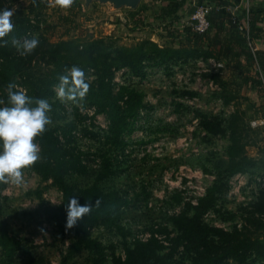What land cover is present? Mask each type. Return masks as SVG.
Masks as SVG:
<instances>
[{"label": "rangeland", "instance_id": "obj_1", "mask_svg": "<svg viewBox=\"0 0 264 264\" xmlns=\"http://www.w3.org/2000/svg\"><path fill=\"white\" fill-rule=\"evenodd\" d=\"M28 1L0 0V10L24 8ZM154 1L139 0L132 11L95 4L74 19L68 38H109L114 45L126 47L149 39L162 46L163 38L158 36L163 33L158 30L154 10L171 0ZM188 10L184 8L183 22L191 13ZM57 14V8L42 11L35 18L38 28L54 23ZM181 25L184 27L185 23ZM66 27L46 31L48 40L54 42ZM12 47L15 50L13 43ZM207 60L182 59L183 63L169 68L146 61L142 78L131 75L127 69L114 72V92L123 85L143 95L142 108L130 131L120 136V145L112 143L107 119L95 113L87 95L76 102L61 101L52 89L48 113L51 123L47 127L55 131L57 145L67 154L65 159L71 165L64 182L77 188L95 183L101 191L114 192L126 202L120 210L87 223L90 238L101 244L106 260L98 261L89 251L79 248L64 264H111V258L122 257L124 247L132 240L149 239L161 246L156 264H190L180 248L171 250L169 239L174 238L175 231L169 218L183 212L187 204L194 205L211 185L215 174L224 167L227 145L226 133H208L201 127V119L210 128L213 122H220L223 128L236 116L245 155L260 160L264 149V130L252 132L246 127V121L255 117L250 93L241 86L233 93L232 88L221 89L224 82H229L224 78L228 68L221 62V75L219 71L207 72ZM175 73L182 76L179 82ZM86 78L89 83L94 79L90 72ZM209 80L212 87H208ZM227 97L231 100L222 105ZM262 160L254 169L226 181L227 191L202 216L204 224L226 231L244 227L254 232L247 219L260 192L264 193L253 181L264 176ZM24 178L23 187L0 184V220L20 240L16 255L10 260L0 256V264H61L73 244L72 233L43 213L44 208L60 202L61 194L55 185L42 181L30 168L24 170ZM254 216H259L264 225L263 215ZM256 233L264 236V228Z\"/></svg>", "mask_w": 264, "mask_h": 264}, {"label": "trees", "instance_id": "obj_2", "mask_svg": "<svg viewBox=\"0 0 264 264\" xmlns=\"http://www.w3.org/2000/svg\"><path fill=\"white\" fill-rule=\"evenodd\" d=\"M197 1L212 5L207 15L209 26L204 33L197 34L190 30L180 31L174 28L173 26H178L183 13L182 4L171 0L154 10L160 25L158 30L163 33V36H158L163 38V45L142 39L126 47L114 45L109 38L96 39L89 35L83 41L68 38L71 23L84 11L81 0H75L74 5L65 11L57 9L55 22L42 28H38L35 18L48 8L47 2L29 0L25 7L17 9L12 17L14 29L4 38L7 44L2 45L0 42V100L4 101L0 107L7 106V85L10 82H15L28 96L46 99L50 104L52 89L59 83L58 77L72 66H78L85 74L90 72L94 77L89 83L87 99L96 108L95 113L103 114L107 119L112 143L120 145V136L130 131L133 119L142 108L143 95L123 85L118 86L114 92L111 87L114 72L127 69L131 75L142 78L143 63L146 61L153 62L156 67L165 65L169 68L183 63L182 59L201 58L205 61L213 58L223 62L232 74L241 77L240 83L232 80L224 82L221 89L232 88L233 93L237 91L238 86H249L259 98L253 115L257 116L258 113L264 118V49L251 53L248 48V43L262 36L259 24L262 22L263 9H252L248 4L245 9L240 5L241 0ZM230 3L236 6L233 15L228 11ZM94 6L95 4H91L90 8ZM242 24L244 27L238 30V26ZM65 25L67 27L61 30L55 41L50 42L46 31ZM33 37L39 40L38 47L30 56L20 57L13 49L12 41ZM39 66H42V69ZM34 67L35 72H31ZM216 76L218 74L213 78ZM17 79L20 82H17ZM229 100L230 97L225 98L222 105L227 104ZM253 107L254 105L251 106ZM200 125L214 135L226 133L225 163L194 205L187 204L183 212L169 218L175 231L174 238L169 239L171 250L180 248L181 255H184L190 264H264V236L256 233L264 228V225L261 224L259 216H254H264L263 192H260L253 212L249 213L250 218L247 219V223L254 227V232L244 227L226 231L202 222V216L213 207L216 199L227 191L226 181L236 174H244L254 169L257 163L263 162L264 149L260 152V160L245 155V145L240 137L236 116H232L223 128L220 127V122H213L210 128L204 119H201ZM35 142L40 147L41 160L30 169L42 181L48 180L55 185L61 194L60 202L56 206L43 209L44 215L65 226V208L71 196L76 195L81 205L93 204L92 211L79 220L75 227L69 229L73 244L69 246L61 264L79 248L89 251L98 261H105L104 249L97 240L90 238L87 223L120 210L126 202L114 192L101 191L95 183L82 188L65 183L63 178L71 171V165L65 159L67 154L57 145L54 130L46 126V131L37 137ZM97 199L100 201L98 206L94 204ZM19 247L20 240L12 236L5 222L0 220V256L10 260L16 255ZM160 249L161 246L154 240H132L124 247L122 257L111 258V264H156Z\"/></svg>", "mask_w": 264, "mask_h": 264}, {"label": "clouds", "instance_id": "obj_3", "mask_svg": "<svg viewBox=\"0 0 264 264\" xmlns=\"http://www.w3.org/2000/svg\"><path fill=\"white\" fill-rule=\"evenodd\" d=\"M35 2V0H34ZM48 7L65 11L71 8L75 0H46ZM15 8L0 10V42L14 29L12 17ZM13 46L20 57L30 56L39 45L35 37L31 39L13 40ZM59 83L55 91L57 99L76 102L87 95L90 84L83 69L72 66L65 74L58 77ZM0 104H4L0 100ZM51 105L46 99L33 98L20 89L15 82L7 85V106L0 107V184L23 187L24 170L33 167L41 160L40 147L36 138L46 131L51 123L48 113ZM97 199L95 205H99ZM93 204L81 205L76 195L69 198L66 204L65 230L72 229L77 222L92 211ZM41 231H43L41 229Z\"/></svg>", "mask_w": 264, "mask_h": 264}, {"label": "built area", "instance_id": "obj_4", "mask_svg": "<svg viewBox=\"0 0 264 264\" xmlns=\"http://www.w3.org/2000/svg\"><path fill=\"white\" fill-rule=\"evenodd\" d=\"M175 1L183 3V4L187 3L191 7V13L189 14V16L186 18V20L184 22L182 21V23H185L184 27H187L188 30H190L194 33H197V34L204 33L209 26L208 21H207V15L211 10L212 5L210 3H207V2H198L197 0H175ZM247 1L248 0H241V2L244 5L243 7H245V9L247 6ZM154 2L157 3L156 0ZM233 9L236 10V7H234ZM234 10L231 12H234ZM231 14L233 15V13H231ZM181 27H182V25H181ZM243 27H244V24L239 25L238 30H241ZM248 48H249L251 53L254 52V49L251 45V42L248 43ZM199 63H202V62L199 61ZM206 66L208 67V69L205 70L207 72L210 70H212L214 72H218L219 70L223 69V64L220 61H216L213 59H208L206 61ZM174 77L178 82H179V80L182 79V76L178 75L176 73H175ZM186 79H188V78H186ZM208 87H212V82L210 80L208 82ZM247 127L250 130L264 129V118L259 117V118L249 119L247 121ZM253 181L261 190H264V176L257 177ZM141 240H143V239H141Z\"/></svg>", "mask_w": 264, "mask_h": 264}, {"label": "crops", "instance_id": "obj_5", "mask_svg": "<svg viewBox=\"0 0 264 264\" xmlns=\"http://www.w3.org/2000/svg\"><path fill=\"white\" fill-rule=\"evenodd\" d=\"M182 4V13H183V17H184V8L185 7H187L189 10H190V12H191V7L186 3V4H183V3H181ZM247 4H248V6L250 7V8H252V9H263V12H262V22L259 24V28L261 29V31H262V36H261V38H259V39H256V40H254V41H252L251 42V45H252V47H253V49H254V51H262L263 49H264V0H248V2H247ZM185 5V6H184ZM240 5H241V7L242 6H244L243 5V3L241 2L240 3ZM184 6V7H183ZM234 7H236L234 4H229V6H228V8H230L231 9V11H233L234 9ZM188 10V11H189ZM230 11V13H234L235 12V10H234V12H231ZM179 14H181V13H179ZM182 17V19H181V21L178 23V26L176 25V26H173L174 28H177L178 30H188V28L187 27H181V23H182V21L184 20V18ZM180 28V29H179ZM227 69V68H226ZM222 71L223 70H221V72H220V70H219V74L221 75V73H222ZM224 73H225V71H224ZM226 76H224V78H226V81H234V82H241V77L240 76H238V75H235V74H232V71L228 68L227 70H226V74H225ZM247 93H250V99H252V101L253 102H251V104L252 105H254V108L255 107H257V105L259 104V98H258V95H257V93L255 92V91H253V90H251L250 88H249V86H241ZM260 116H259V114L257 113V116H255V117H253V118H251V119H254V118H259ZM261 130H264V129H261Z\"/></svg>", "mask_w": 264, "mask_h": 264}, {"label": "water", "instance_id": "obj_6", "mask_svg": "<svg viewBox=\"0 0 264 264\" xmlns=\"http://www.w3.org/2000/svg\"><path fill=\"white\" fill-rule=\"evenodd\" d=\"M83 9H88L91 4L107 6L112 10H134L139 0H81Z\"/></svg>", "mask_w": 264, "mask_h": 264}]
</instances>
